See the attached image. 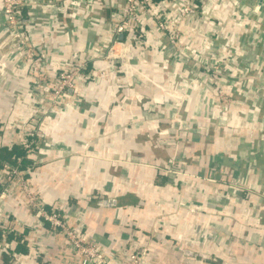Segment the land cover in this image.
<instances>
[{"label": "crops", "instance_id": "0c3cea01", "mask_svg": "<svg viewBox=\"0 0 264 264\" xmlns=\"http://www.w3.org/2000/svg\"><path fill=\"white\" fill-rule=\"evenodd\" d=\"M28 1L25 12L44 23V33L53 26V14L63 21L51 40L36 35V57L60 49L61 59L77 56L86 63L85 76L58 100L59 111H48L45 100L44 113L27 92L35 76L32 67L14 73L16 65L2 58V141L20 140L22 120L37 113L39 143H54L28 175L43 203L64 208L67 225L97 242L100 250L117 251L109 264H124L129 251L142 254L141 264H264V168L243 169L239 182L232 170L233 159L264 139V131L261 120H248L254 119L248 116L252 104L235 83L226 88L234 95L227 127L210 124L203 131L200 120L212 116L206 91L198 86L190 92L181 82L195 68L194 61L164 59L150 26L136 39L115 35L100 23L91 25L90 15L119 16L122 1L97 5L86 17L65 0ZM55 1L60 9L49 7ZM263 1L252 3L262 9ZM232 9L233 0H223L217 11L229 15ZM212 27L211 21H194L183 27V34L200 53L206 51ZM114 37L131 45L128 60L101 57ZM243 38L231 28L223 34L224 41L236 45ZM255 42L256 47L262 44ZM253 105L261 117L262 105ZM167 166L171 171L163 169ZM6 209L14 227L22 230L9 234L21 243L14 249L21 255L0 248V264H83L64 234L57 236L36 214L27 215L25 200L10 199Z\"/></svg>", "mask_w": 264, "mask_h": 264}, {"label": "built area", "instance_id": "2783aa9c", "mask_svg": "<svg viewBox=\"0 0 264 264\" xmlns=\"http://www.w3.org/2000/svg\"><path fill=\"white\" fill-rule=\"evenodd\" d=\"M109 1L65 0L66 4L81 13L82 17H86V13L94 12L97 5L102 3L105 5ZM111 1L113 3L122 1L120 15L108 19L90 15L92 26L100 23L115 35L127 33L129 37L136 39L143 38L149 32L147 26H150V32L154 31L158 35L160 42L158 49L164 59L174 56L178 59L176 62L181 61L183 64L190 60L194 61L195 68L190 74L182 75L181 82L190 92L198 86L206 91L204 97L207 104H211L209 110L212 116L200 120L202 126L198 127L201 130L206 131L210 124L228 125L229 106L234 102L233 93L226 90L229 84L235 83L236 89L242 93L243 98L251 102L252 108L249 111L255 110L253 104H260L262 94L255 89H247L246 84L264 82V65L244 58L255 50L257 44L255 40L264 39V17L261 14V6L252 3L254 0H233V9L229 15L217 11L223 0ZM28 3V0H0V49L3 51L1 59L7 57L13 65H16L14 73L16 70L31 66L35 76L27 92L32 95L39 111L46 113L47 109L50 112H57L58 100L65 95L67 89L76 86L78 79L85 76L86 63L83 58L77 56L61 59L60 49H55L52 55L36 57V35H46L51 40L58 30H61L63 21L53 14L51 16L53 26L50 27L49 34L44 33V23L36 15L26 14L25 5ZM49 7L56 10L61 8L57 1L50 3ZM83 7L85 11L79 12ZM194 21L213 23V30L208 33L209 43L206 51L200 53L192 48V43L187 41L183 34V27ZM228 28L234 31L235 37L244 34L241 43L236 45L233 41L223 40V34ZM186 48H189L187 52H185ZM130 51L131 45L128 41L114 37L101 57L128 60ZM173 70L176 75L177 71L174 67ZM97 75V77L101 76L100 73ZM45 100L50 103L46 109ZM29 116L31 117L28 119ZM29 116L22 120L24 124L21 127L24 133L20 135V140L13 141L10 137L6 139V143L0 137V144L5 142L9 145H23L25 156L32 159V163L23 168V158L20 156L17 157L16 164L0 158V248L3 251L11 248L14 256L21 255L14 251L18 240L9 238V234L19 233L16 231L19 228H15L12 224L6 204L10 199L25 200L28 207L27 215L36 214L37 218L48 223V227L57 236L64 234L82 256L83 264H109L110 257L116 255L117 251L108 254L99 249L97 242L71 229L66 222V210L55 203L48 205L43 203L40 193L35 189L30 176L36 166L45 160L44 156L48 148L52 149L54 143L49 140L44 144L39 143L37 137L40 136V132L37 124L40 117L37 113ZM213 117L216 118L215 121L211 119ZM248 120L253 124L258 121ZM262 125L264 131L263 122ZM163 169L166 172L171 171L168 166ZM239 187L241 188L240 184L235 186L237 189ZM29 233L33 231L30 230ZM141 255L138 251H129L124 264H141Z\"/></svg>", "mask_w": 264, "mask_h": 264}, {"label": "trees", "instance_id": "16d2710c", "mask_svg": "<svg viewBox=\"0 0 264 264\" xmlns=\"http://www.w3.org/2000/svg\"><path fill=\"white\" fill-rule=\"evenodd\" d=\"M261 12L264 15V1L262 4V9ZM262 44L258 47L255 48V50L251 53H248L246 58L247 60L259 62L261 65H264V39L261 42ZM247 89H255L260 94H262L260 98V104L262 105L263 108V114H261V117L257 114V111L253 110L250 111L249 115L251 118L261 120L264 123V82L260 83H250L246 84ZM244 149L246 151H241L238 154L239 158L233 159L234 164L232 165V170H233V177L234 180L239 182L243 181V176H242V170L244 169H249L251 167H262L264 168V139H260V141L255 144V146L249 148V146H245ZM20 156L23 158V168H26L30 163H32V159L28 158L25 156V149L23 145L19 144H14V145H9V144H0V158L3 160H6L10 162L11 164H16V159L17 157ZM19 244V243H18ZM21 245V243L19 244ZM8 252H13L11 248L6 250ZM18 251V247L16 249Z\"/></svg>", "mask_w": 264, "mask_h": 264}, {"label": "water", "instance_id": "95a60500", "mask_svg": "<svg viewBox=\"0 0 264 264\" xmlns=\"http://www.w3.org/2000/svg\"><path fill=\"white\" fill-rule=\"evenodd\" d=\"M1 56H3L2 52H0V59H1ZM3 64H5V65L3 66ZM5 68H6V63L2 62V59H1V61H0V73L4 74L6 72ZM262 137H264V135Z\"/></svg>", "mask_w": 264, "mask_h": 264}, {"label": "rangeland", "instance_id": "374dc122", "mask_svg": "<svg viewBox=\"0 0 264 264\" xmlns=\"http://www.w3.org/2000/svg\"><path fill=\"white\" fill-rule=\"evenodd\" d=\"M227 126H225V128H226Z\"/></svg>", "mask_w": 264, "mask_h": 264}]
</instances>
